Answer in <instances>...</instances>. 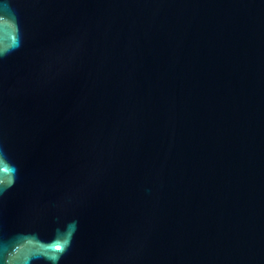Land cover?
I'll return each mask as SVG.
<instances>
[{
  "label": "water",
  "instance_id": "obj_1",
  "mask_svg": "<svg viewBox=\"0 0 264 264\" xmlns=\"http://www.w3.org/2000/svg\"><path fill=\"white\" fill-rule=\"evenodd\" d=\"M0 264H264V0H0Z\"/></svg>",
  "mask_w": 264,
  "mask_h": 264
},
{
  "label": "snow or ice",
  "instance_id": "obj_2",
  "mask_svg": "<svg viewBox=\"0 0 264 264\" xmlns=\"http://www.w3.org/2000/svg\"><path fill=\"white\" fill-rule=\"evenodd\" d=\"M57 247H59V245H57Z\"/></svg>",
  "mask_w": 264,
  "mask_h": 264
}]
</instances>
